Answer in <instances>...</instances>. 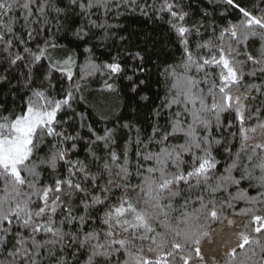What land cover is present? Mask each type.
Here are the masks:
<instances>
[{
    "label": "snow or ice",
    "instance_id": "6c2138e0",
    "mask_svg": "<svg viewBox=\"0 0 264 264\" xmlns=\"http://www.w3.org/2000/svg\"><path fill=\"white\" fill-rule=\"evenodd\" d=\"M215 2L227 6L222 16L231 9L237 18L222 27L206 24L210 13L202 10V18L193 19L182 0H0V92L7 93L0 101V264H206L200 245L214 221L237 225L235 243L218 264H264V122L246 126L260 121L264 110V0L252 7L239 0ZM136 12L168 26L180 60L161 73L167 92L160 108H177L169 126L154 125L147 142L135 129L133 183L132 138L122 154L114 146L120 130L134 126L126 122L98 134L72 107L79 83L61 85L57 98L52 73L71 81L74 60L60 56L63 49L55 41L39 38L53 30L77 40L95 39L100 32L101 41L118 38L120 50L111 62L87 61L80 79L124 73L121 51L137 62L134 75L146 51L133 50L131 35L117 32L120 24L108 18ZM208 27L212 35L204 39ZM25 33L39 41L35 49L27 46ZM254 41L260 43L255 54ZM166 44L160 41L161 51ZM133 75L126 79L133 81ZM138 86L133 83L131 90ZM104 88L115 91L108 81ZM225 114L231 118L227 124ZM179 138L183 143L171 142ZM81 144L84 159H73ZM152 144L158 150H149ZM217 146L230 161L222 172ZM44 169H50L51 180L41 183ZM242 180L257 194L239 187L230 191ZM240 202L244 206L237 208Z\"/></svg>",
    "mask_w": 264,
    "mask_h": 264
},
{
    "label": "trees",
    "instance_id": "16d2710c",
    "mask_svg": "<svg viewBox=\"0 0 264 264\" xmlns=\"http://www.w3.org/2000/svg\"><path fill=\"white\" fill-rule=\"evenodd\" d=\"M143 2V0H141ZM148 3H152V0H147ZM186 7V10L192 12V18L200 20L202 18V10H207L210 15L205 21L206 24H214L217 27H222L229 20L234 21L237 18V13L229 9V14L222 16L221 13L225 11L226 5L219 4L217 7L215 0H182ZM243 5L252 7L256 0H239ZM190 6V7H189ZM109 23H119L120 28L116 29L117 32L123 35H131V47L135 50L137 47L146 51V59L142 70H138L133 75V66L137 63L130 59L125 53L121 51L123 57L122 63L126 66L125 72L119 75H113L109 79L108 73L104 74L96 73L93 76L86 77L84 80L80 79L81 66L85 65L87 61L92 60L96 64H104L111 62V59L116 55L120 49L119 39H108L101 41L100 36L102 32L95 39L77 40L71 33L60 31L53 33L44 32L39 41H42L45 37L55 41L63 49L59 53L63 56L67 53L73 57L74 65L72 67L73 78L71 81L66 77L61 76L59 72H53V83L56 85L57 98H61L60 92L61 85L65 89L73 87L76 83L81 85L80 91L75 92L74 99L72 101V107L77 113L83 112L85 114V123L92 125L93 129L98 134H103L104 129L117 127L124 123H130L133 125V130L129 132L126 129L120 130L117 135L115 150L122 154L125 142L132 138L133 143L129 148L130 165L129 170L133 173V183L137 182L135 177L136 165L138 162L137 157V145L135 141V129H140L141 140L147 142L148 137L152 134L153 126L159 125L161 129L168 127V121L170 118V112L177 110L176 106H173L171 110L161 109V104L164 103V98L167 92L164 78L161 75L163 67L166 64H175L180 60V48L176 43L175 37L168 36V26L164 23H153L148 19L136 13H127L119 17L118 20L113 19L111 16L108 18ZM22 31V30H21ZM212 35V28L208 27L207 32H203V38L208 39ZM147 38V39H146ZM24 39L27 41V46L35 49L38 40H28L27 34H24ZM165 40L167 42L163 51L160 50V41ZM155 42V45L154 43ZM260 47L259 41H254L251 44L250 51L254 54ZM91 48L89 53L85 49ZM47 64V61L44 62ZM127 75H133V81L126 79ZM105 81L112 83L115 86V91H108L104 88ZM140 81H144L140 84ZM259 83V81H256ZM15 83V81H13ZM133 83L139 85L137 90L133 92ZM7 95L6 91L0 92V101L4 100ZM23 96V92L20 93ZM20 96L16 98V103L20 102ZM83 97V99H81ZM147 97V99H142ZM8 107L12 106V97L7 98ZM160 110V115H156V110ZM231 118L225 114L223 121L225 124L229 122ZM234 125L231 131H238L239 124L234 119L231 120ZM258 122H264V110H262L260 121L255 118L248 121L247 127H255ZM259 132V130H258ZM257 132V134H258ZM85 136H87L86 129L84 130ZM218 137V133L216 134ZM172 143H183V139L179 138ZM70 147V145H68ZM140 147H143L141 145ZM239 147L238 140L233 141L231 145V151H236ZM149 150H158L155 144L149 146ZM47 145L42 146L40 155L43 156L47 153ZM214 155H216L219 164L217 168L220 172L223 171L226 163L230 162L227 157V153L223 146H217L214 149ZM85 152L83 145L81 144L78 153L73 154V159H84ZM122 159V156H121ZM145 167L149 166L151 162L139 161ZM59 171L63 173V163L59 166ZM50 169H44L42 171L41 183H46L51 180L49 176ZM239 178V173H234ZM103 183V181H101ZM237 187L245 189L249 195H256L257 190L250 186L247 180H242L239 186H234L230 189L233 193L237 190ZM178 203H183V200H178ZM243 202L237 205V208L243 207ZM102 212V209H101ZM97 226H101L97 221ZM21 231H23L21 229ZM237 234L236 223L229 225L226 222L222 225L219 221L211 222L209 225V235L201 241V254L205 259L206 264H218L221 257H223L235 243V236Z\"/></svg>",
    "mask_w": 264,
    "mask_h": 264
}]
</instances>
